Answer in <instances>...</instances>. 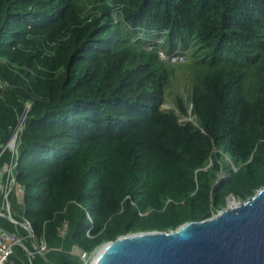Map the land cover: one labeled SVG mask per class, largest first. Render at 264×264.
<instances>
[{
	"label": "trees",
	"instance_id": "16d2710c",
	"mask_svg": "<svg viewBox=\"0 0 264 264\" xmlns=\"http://www.w3.org/2000/svg\"><path fill=\"white\" fill-rule=\"evenodd\" d=\"M193 47L176 66L156 51ZM175 67L190 70L186 99ZM167 91L193 120L161 108ZM19 123L15 151L3 148ZM4 165L10 216L33 237L4 216L0 227L26 236L32 264H83L78 251L252 196L264 185V0H0ZM25 249L7 264H27Z\"/></svg>",
	"mask_w": 264,
	"mask_h": 264
},
{
	"label": "water",
	"instance_id": "95a60500",
	"mask_svg": "<svg viewBox=\"0 0 264 264\" xmlns=\"http://www.w3.org/2000/svg\"><path fill=\"white\" fill-rule=\"evenodd\" d=\"M94 250L90 264H264V185L207 218L127 233Z\"/></svg>",
	"mask_w": 264,
	"mask_h": 264
},
{
	"label": "built area",
	"instance_id": "2783aa9c",
	"mask_svg": "<svg viewBox=\"0 0 264 264\" xmlns=\"http://www.w3.org/2000/svg\"><path fill=\"white\" fill-rule=\"evenodd\" d=\"M163 59L166 61V63L172 64V65H177V64H182L186 61V56L183 53V51L179 50L174 53L167 54V53H162ZM164 61V62H165ZM20 127V123L15 127L11 135L9 136L7 142L4 144V147H9L12 151H15V139L17 136V130ZM14 166V164H13ZM11 167H8L6 165L0 167V194L3 197V202L0 205V216H4L7 218L10 222H12L15 226H20L27 232L28 237H33V232L30 226V223L28 220L24 219L22 222H17L12 217L10 216L8 207V201H7V195L8 192L11 190V188L14 185V179L11 171ZM5 177V178H4ZM3 179L6 181V184H3ZM21 188L17 187V192L21 193ZM3 209L6 210V213H3ZM67 230V223L64 222L59 229V234L62 236L65 234ZM26 236H20L17 231L14 232H9L2 227H0V264H7L9 256L13 252V248L15 246H22L24 249L25 247L22 244V239ZM34 249L41 251L42 249L45 248V244L43 240H40L38 244H34ZM26 250V249H25ZM27 252V264H32L31 258L33 256V252H30L26 250ZM79 256L82 260L86 258V255L84 252H78Z\"/></svg>",
	"mask_w": 264,
	"mask_h": 264
},
{
	"label": "rangeland",
	"instance_id": "374dc122",
	"mask_svg": "<svg viewBox=\"0 0 264 264\" xmlns=\"http://www.w3.org/2000/svg\"><path fill=\"white\" fill-rule=\"evenodd\" d=\"M147 49H151V47L149 46V47H147ZM156 51H157V55H158L159 60H161L164 63L165 60L163 59L162 53H165L166 50H165V52L163 50H161V49H157ZM193 51H195V48L194 47H193V49L190 48V55L188 54L189 58H188L187 53L183 52L185 54V56H186V59H188V60L191 59V56H193ZM166 53L171 55L174 52H166ZM182 67H184V66H182ZM179 68H180V66H179ZM179 68L175 67V77H173V80H171V85H172L174 90H177L178 92H180L183 95V97L186 99L188 97V94H189V91H190V77H189L190 70L179 69ZM170 87L168 88V90L170 89ZM161 108L162 109L174 110V112L181 118V119H179L180 121L181 120H183V121L184 120H193V118H194V116L191 113V105L188 102L186 104V114L185 115H181L179 113L178 109L173 104L171 94L168 93V91H167V93L165 94V96L163 98V102L161 103ZM217 176H218V178H219V176L224 178V176H227V174L219 172V173H217ZM17 187L18 186L16 185L15 186L16 190H17ZM16 196H17V199L20 200V196L18 194ZM235 201H236V199H235ZM95 253H96V250H94L87 258L84 259L83 264H88Z\"/></svg>",
	"mask_w": 264,
	"mask_h": 264
},
{
	"label": "clouds",
	"instance_id": "9594fccd",
	"mask_svg": "<svg viewBox=\"0 0 264 264\" xmlns=\"http://www.w3.org/2000/svg\"><path fill=\"white\" fill-rule=\"evenodd\" d=\"M179 50H181V51H183V52H186V51H184L183 49H176V50H174V51H171V52H176V51H179ZM165 52V51H164ZM166 53V52H165ZM187 53V52H186ZM168 54V53H167ZM187 55H188V53H187ZM188 57H189V55H188ZM161 61V60H160ZM186 62V61H185ZM184 62V63H185ZM165 64H169V63H166V62H164ZM183 64V63H182ZM172 65V64H171ZM177 65H180V64H177ZM172 66H176V65H172ZM181 121H183V120H181Z\"/></svg>",
	"mask_w": 264,
	"mask_h": 264
},
{
	"label": "bare ground",
	"instance_id": "6f19581e",
	"mask_svg": "<svg viewBox=\"0 0 264 264\" xmlns=\"http://www.w3.org/2000/svg\"><path fill=\"white\" fill-rule=\"evenodd\" d=\"M235 203H236V202H235ZM235 203H233V204H229L228 206H233ZM92 258H93V257H92ZM91 260H92V259H91ZM91 260L89 261L88 264H90Z\"/></svg>",
	"mask_w": 264,
	"mask_h": 264
},
{
	"label": "crops",
	"instance_id": "0c3cea01",
	"mask_svg": "<svg viewBox=\"0 0 264 264\" xmlns=\"http://www.w3.org/2000/svg\"><path fill=\"white\" fill-rule=\"evenodd\" d=\"M79 252V251H78Z\"/></svg>",
	"mask_w": 264,
	"mask_h": 264
}]
</instances>
